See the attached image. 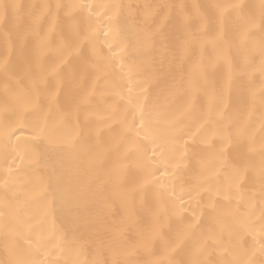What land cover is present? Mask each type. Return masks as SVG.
I'll use <instances>...</instances> for the list:
<instances>
[{
	"label": "snow or ice",
	"instance_id": "1",
	"mask_svg": "<svg viewBox=\"0 0 264 264\" xmlns=\"http://www.w3.org/2000/svg\"><path fill=\"white\" fill-rule=\"evenodd\" d=\"M211 7L217 10L221 21L228 9L240 18V23L231 33L222 27L214 35L216 46L221 51L236 49L243 52L244 68H251L258 60L260 74L264 77V0H260L258 5V21L255 14L243 16L244 6L240 4ZM19 8L18 4L0 0V19H7ZM205 23L209 32L215 33V20L208 17ZM94 32L91 24L83 31L78 26L70 27L68 33L61 37L60 51L52 65L41 64L38 58H34L36 69L31 63L25 69V75L33 81L31 88L5 89V111H11L15 117L14 121H6L0 127V141L5 150L10 148L18 158L27 155L34 166H40L35 149L37 144H47L57 153V160L45 165V175L35 187V199L31 201L36 205L35 210L26 219L21 218V213L28 212V208L13 206L11 201L14 197L10 198L7 192L4 194L0 207V233L3 235L5 259L0 260V264H51L41 258L43 245L35 238L37 233L48 230L49 211L59 209L62 215L79 222L83 209L94 208L97 214L89 220L103 224L104 209L110 199L109 186L119 189L130 201L140 197L143 204L152 205L153 212L145 222L136 221L138 231L133 236L123 237L111 225L105 227L103 233H93L90 237L92 243L111 257L94 264H264V137H261L258 151L248 146L254 141L248 136L247 129H240L242 113L229 118L225 112L228 107L226 89L217 95L208 110L193 100V96L201 91L199 80L166 106L157 101L141 103L137 98L132 102L135 111L130 121L127 114L121 115L118 110L113 112L111 119L115 121V127L107 146L86 147L83 130L76 131L78 126H73V113L84 110L87 104L83 87L78 93L69 95L59 123L52 115L40 118L44 111L40 97L48 92L40 84L46 77L61 75V65H66L67 56L75 52L85 68L89 64L96 68L105 62L106 57L96 45ZM196 40L193 37L192 43ZM85 48L91 49L90 55L85 54ZM136 56L140 57L139 61ZM151 56V51L143 45L137 46L133 56L137 69L146 77L152 75L149 71ZM224 62L228 64L226 84L230 87L235 68L227 56ZM0 70L8 75V57L0 59ZM243 71L241 69V74ZM206 78L207 72L201 68L200 79ZM137 87L142 88L143 84H137ZM259 91L260 103L264 106V81ZM251 95L255 99L256 92L252 91ZM25 130L30 138L22 140L17 132L23 134ZM209 131L215 139L203 153L212 159L202 153H188L186 137L206 140ZM158 149L173 155L183 152L182 160L197 162L194 186L187 190L181 186V191L177 192L178 175L188 166L180 168L179 163L176 164L179 173L173 172L168 179H161L169 176V172L167 168L161 170L152 166ZM122 161H133L135 171ZM113 177L116 178L115 183ZM257 184L261 201L258 219L253 210L256 196L245 192L246 186L255 187ZM185 196L189 201H195L194 208L189 207ZM146 236L149 237L147 243L141 245ZM21 241L29 245L28 250L24 249ZM48 243H56L55 235ZM210 249L220 253V258L215 261L204 259ZM141 253L148 258H141ZM64 264L74 262L67 260ZM75 264L81 262L76 261ZM83 264L92 262L84 261Z\"/></svg>",
	"mask_w": 264,
	"mask_h": 264
},
{
	"label": "bare ground",
	"instance_id": "2",
	"mask_svg": "<svg viewBox=\"0 0 264 264\" xmlns=\"http://www.w3.org/2000/svg\"><path fill=\"white\" fill-rule=\"evenodd\" d=\"M6 3L20 5L19 10L10 13L7 19H0V59L8 57L10 70L6 76L0 70V127L6 121H14L11 111H5L3 100L5 89L31 88L33 81L25 75V69L31 63L33 69L38 58L41 64L50 66L60 51L61 37L66 35L69 28L78 26L82 31L89 27L95 29L94 38L98 48L103 50L105 62L96 68L90 64L85 68L76 53L67 56L66 65H61L62 73L58 77H46L41 88H47L46 95H41L40 104L44 111L40 114L43 119L52 115L59 123L64 115L70 94H76L83 87L87 95L84 110L73 113L72 123L76 131L83 130L86 147L96 145L107 146L112 140L115 121L111 119L114 111L121 115L127 114L129 121L135 111L133 101L149 103L157 101L166 106L176 95L188 91L199 80L201 91L193 96L194 102L208 110L217 95L226 89L228 107L225 112L229 118L242 113L240 129L248 131V136L254 143L249 147L259 150L261 137H264V106L260 103V85L264 81L259 71L257 60L251 68H244L243 52L236 49L221 51L214 42V35L226 28L231 30L240 23L232 9L224 15L221 21L217 10L212 5L240 4L243 16L255 14L259 17L260 0H4ZM59 5L60 7H57ZM70 5L82 7L69 8ZM112 5H123L122 8H109ZM161 5H175L182 7L164 8ZM47 6V7H45ZM111 17V19H109ZM212 17L216 22L215 33L209 32L205 18ZM205 33H208L205 35ZM196 37L195 43L192 38ZM51 47H48V45ZM138 45L148 48L152 56L149 60L152 67L150 77L143 75L133 62ZM111 49V50H110ZM86 55L91 49L85 48ZM65 55H67L65 53ZM227 56L232 62L235 72L230 87L228 79V64L224 62ZM137 61L140 57L136 56ZM154 67V71H153ZM207 72L206 79H200V69ZM123 69V71H121ZM241 69H244L241 74ZM131 77V78H129ZM20 81V83H17ZM143 84V87H137ZM131 89V91H129ZM256 92L255 99L251 93ZM136 115L139 112L136 111ZM21 135L22 140L30 138L27 130ZM206 140L188 139L186 146L188 153H203L208 144L215 139L209 131ZM15 139V138H13ZM33 143H36L33 141ZM218 147H220L218 145ZM230 147V146H229ZM227 150V149H226ZM35 154L40 159V166L27 155L16 157L11 149L5 150L0 141V207L4 194L7 192L12 199L13 206L28 208L22 212L21 218L34 212L36 205L31 204L35 199L34 189L40 184L45 175V165H51L57 160V153L52 146L37 144ZM151 146H149V155ZM182 153L171 154L167 150H157L153 158V167L167 168L169 176L173 172L179 173L176 164L185 168L176 180L177 192L194 186L196 183L195 169L197 162L182 160ZM208 159H212L207 156ZM171 161V162H170ZM127 167L135 171L133 161H122ZM219 167V162H217ZM159 175V173H157ZM116 178L113 177V183ZM249 195L253 193L256 218H259L261 201L259 186L245 187ZM110 197L104 209L103 224L92 223L89 217H94L96 209H83L79 222L62 215L59 209L50 210L48 215V230L39 232L35 238L41 240L43 250L41 258L51 264H64L65 261L74 262L110 260V255L101 251L97 244L92 243L91 235L95 232L103 233L105 227L111 225L123 237L133 236L138 231L136 221L145 222L151 217V204H143L137 197L135 201L126 199L119 189L109 186ZM189 207H195V201H189ZM55 235L56 243L48 241ZM148 236L141 241L147 243ZM25 250L29 245L21 241ZM34 251V249H33ZM141 258L147 259L141 253ZM159 257H153L158 259ZM220 253L209 250L204 259L215 261ZM5 259L3 249V235L0 233V260Z\"/></svg>",
	"mask_w": 264,
	"mask_h": 264
}]
</instances>
